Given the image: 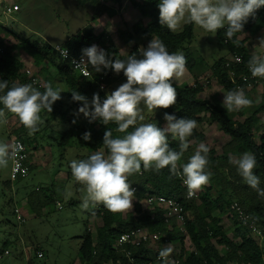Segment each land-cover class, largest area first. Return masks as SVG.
<instances>
[{
    "label": "trees",
    "instance_id": "trees-1",
    "mask_svg": "<svg viewBox=\"0 0 264 264\" xmlns=\"http://www.w3.org/2000/svg\"><path fill=\"white\" fill-rule=\"evenodd\" d=\"M110 1L118 4L119 7L123 6V0ZM158 2L159 0H130L129 4L124 6V12L127 16L125 28L119 30L117 34V40L119 39L122 42L121 44L103 33L97 36L93 27L89 25L62 45L70 48L72 53L82 55L83 48L89 47L97 41L103 44L106 51L118 54L122 44H126L128 40L136 36H143L148 41H151L152 38L161 39L169 52L186 51L188 48L186 45L190 44L194 37L193 24H185L179 32H172L166 26L162 27L159 23V10L156 8ZM115 10L112 6L96 5L94 19H97L103 12L113 13ZM263 28L264 7H261L244 24V32L237 33L233 37V40L239 39V46L234 45L232 40L227 39L226 29L217 31L218 39L224 42L229 54L242 56V63L234 65L237 74L249 73L247 63L252 54L248 52L245 43L249 35H254ZM3 29L0 26V35L4 37L5 32L8 31ZM11 33L15 34L14 32ZM15 35L19 39L23 51L34 59L37 64L44 61L55 63L57 73L64 77L68 85L71 99L73 91L86 96L88 100L92 99L93 95L97 93L101 101L106 98L104 88L100 87V83L105 87L111 84L112 69H108V77L105 80L99 78V72L97 71H93L91 76H82L72 68L69 61H63L60 58V60H57L58 53L48 42ZM140 48L138 44L132 45L128 55L135 54L139 56ZM186 58L188 61L187 69L193 71L197 60L193 57L186 56ZM228 58L220 57L212 65L214 79L226 91L237 89V84L229 79V68L226 67ZM110 60L112 59L110 58ZM23 70L24 63L22 60L17 58L14 51L6 46L4 52L0 54V80H7L9 88L13 84L31 83ZM255 79L257 82H254L253 86L261 83L263 90L259 101L254 103L252 109L243 108L238 111L242 116L250 111L242 120L237 119L234 113L227 112L225 108L217 103L200 98L199 94L203 91V85L198 81L193 84H173L179 94L178 100L174 106L160 110L159 114H161L163 121H165V113H168L175 115L177 118H191L200 122L201 115L207 113L210 120L229 136V140L222 146L221 154H216L214 149L209 151V164L206 169L211 173L209 183L198 192L197 198L187 199V188L183 186L181 178L171 176L168 168H164L159 172L144 171L142 169L140 173L130 176L129 183L132 184V188H135L134 214L124 218L121 213L113 214L105 209L103 205H98L95 214L101 218L102 224L96 228L95 235L86 228L79 247L78 264H128L125 254L115 247V242L122 232L137 226H149L152 230L167 232L172 241H179L182 244L179 255L180 264H235L236 262L264 264V197L259 196L254 189L249 187L238 174L236 166L230 163V157L233 158L232 156L239 158L245 152L253 153L257 161L254 174L260 178V187L264 189V128L261 129L262 126L258 116L259 113H264V78L255 77ZM239 83L246 92V82L240 79ZM34 87L41 92L44 91L43 85L42 87ZM72 102L77 108L82 106L81 102L73 101V99ZM115 128L116 125L113 123L106 126L100 120L89 122V118H87L84 131L91 133V139L87 142L90 151L104 150L106 152L107 150L103 146L104 133L109 129L113 131L114 137L121 135L115 132ZM24 131L25 128L22 127L15 134V137L21 139L25 144L23 140ZM129 131H131V128ZM192 138H196L195 143H199L203 140L204 135L194 129L193 135L189 139ZM169 144L170 147L179 151L178 141L173 140L171 136H169ZM193 154V147L189 146L178 166L182 168ZM150 194L165 195L182 202L185 207L189 246H183L186 236L178 232L174 225L169 229L162 222L160 215L152 220L150 212L143 209L142 202ZM33 199L37 201L36 205H34ZM47 200L46 197H34L29 194L28 203L31 210L39 215L37 204L44 205ZM234 203L240 205L246 213L253 217L255 223L263 232V238L245 226L235 213L231 214L233 229L232 234H229L222 224V219ZM6 246L5 243L3 248ZM3 248H0V252L5 250ZM127 248L132 251L136 263L146 262L155 256V252L146 245L128 246ZM35 250L42 249L37 246ZM34 259H37L35 254ZM156 264H163V261Z\"/></svg>",
    "mask_w": 264,
    "mask_h": 264
},
{
    "label": "clouds",
    "instance_id": "clouds-1",
    "mask_svg": "<svg viewBox=\"0 0 264 264\" xmlns=\"http://www.w3.org/2000/svg\"><path fill=\"white\" fill-rule=\"evenodd\" d=\"M261 7H264V0H159V23L172 32L185 24H194L208 33L226 29L227 39L239 46V39L233 40V37L244 32V24ZM258 46L264 48V37L259 38ZM52 47L67 58V49L58 44ZM187 63L183 52H169L158 38H152L146 48L141 47L139 56L129 54L126 59L110 60L105 50L95 44L82 49L76 67L88 68L90 64L97 72L101 68L112 69L116 74L123 72L126 77V82L107 94L103 101L98 93L89 102L86 96L72 92L73 101L82 103L77 115L83 114L89 122L100 120L106 126L113 123L115 132L121 134L114 137L113 131L107 129L103 136L106 152L96 151L86 159L70 162L72 177L81 185L82 210L95 215L97 205H103L113 214L132 211L135 189L129 183V177L142 169L159 172L168 168L171 176L182 179L189 198L209 183L211 173L206 169L210 149L204 142L198 144L182 168L178 166L190 146L189 137L197 127V121L165 113L166 124L161 128L156 123H144L142 114L141 106L154 113L177 103L179 94L173 81L178 82L186 76ZM247 67L253 77L264 78V56L252 54ZM43 87V92L32 83L13 84L9 88L7 80H0V93H3L0 94V105H3L0 108V126L9 123L10 113L29 135L40 131L44 124L42 113H51L53 104L62 98L63 92L51 83ZM252 103L244 89L237 88L224 93L222 106L227 112H233L251 107ZM169 136L178 141L179 151L170 147ZM83 139L90 140L91 133L85 132ZM21 151L19 143L0 142V168L6 169L10 161L15 162ZM230 163L236 166L245 183L264 197L260 178L254 174L257 165L255 155L245 152L239 158L230 157ZM172 252L171 244L159 252L163 264H172L168 259Z\"/></svg>",
    "mask_w": 264,
    "mask_h": 264
},
{
    "label": "rangeland",
    "instance_id": "rangeland-1",
    "mask_svg": "<svg viewBox=\"0 0 264 264\" xmlns=\"http://www.w3.org/2000/svg\"><path fill=\"white\" fill-rule=\"evenodd\" d=\"M9 1L20 5V10L12 15H5L2 13L3 1L0 0V26L8 31L4 36L6 46L14 51L17 58L22 60L24 69L30 68L38 74L43 85L51 83L54 88L63 92H61L62 98L53 104V111L42 113L44 124L41 125L40 131L34 135H29L27 129L24 131L23 140L29 154V175L21 181H14L10 178V162L6 169L0 168V248H3L5 243L7 244L3 248L5 250L0 252V264H78L79 247L86 228L95 235L96 228L102 224L99 216L81 209V185L75 182L70 168V162L73 159H86L94 153L87 145L90 140L83 139L87 118L83 114H76L79 108L73 105L68 85L64 77L57 73L55 63L44 61L37 64L23 51L15 34L31 40L45 41L51 45H62L73 35L90 25L97 36L103 33L117 40L118 31L122 27L125 28L127 16L123 7H119L118 4L112 3L110 0ZM95 1L96 5L103 4L116 9L113 13L109 11L101 13L102 21L104 16L108 19L101 24L97 19H94ZM126 4H129V1ZM158 4L156 8L159 10ZM183 28L184 25L176 32ZM193 32L194 37L191 43L186 45L187 50L179 52H183L187 57L195 58L196 66L193 71L188 70L186 76L180 81H173V84H192L198 81L203 85L200 98L216 101L219 106L223 107L222 101L224 93L227 91L214 79L212 65L220 57L228 58L231 55L216 33H208L194 24ZM260 37H264V28L254 35H249L245 45L250 54L264 56V48L258 46ZM145 41L143 36H138L133 43L145 44ZM117 43L121 44L122 42L118 39ZM94 44L105 50L102 43L95 41ZM130 48L131 44H122L118 55L106 50L105 52L108 59L115 60L114 57L126 59ZM56 59L60 60L58 56ZM111 78V84L104 86L106 95L126 82L123 72L116 74L112 71ZM262 90L261 83L247 89L245 94L253 101L252 106L246 107L247 109H252L254 103L259 101ZM2 107L3 105H0V108ZM141 107L142 114L145 116L144 123H156L161 128L166 124L159 114L161 109L150 113L146 108ZM232 113L237 119L242 120L250 111L243 116L238 111ZM258 116L261 129H263L264 113H259ZM8 120L7 125L0 126V142L10 143L11 139L16 136L15 134L23 127L18 119L10 113ZM195 129L204 135L201 142H204L209 149H214L216 154L222 153V146L229 140V137L216 123L210 120L207 113L201 115V121L197 122ZM189 140L194 152L200 142L195 143L196 138ZM66 193L69 194L66 195ZM29 194L48 199L44 205L37 204L39 215L29 208ZM36 202L33 199L34 205ZM58 202L62 204V208H59ZM134 203L135 198L132 211L121 213L124 218L134 214ZM15 208L20 209L24 218L23 222L17 220ZM97 209L98 205L94 211L96 212ZM232 213L234 211L231 207L222 219V224L230 235L233 229ZM169 244L173 247L171 254H180L182 244L179 241L161 244L160 250ZM189 244V240L185 239L183 246L187 247ZM37 246L42 249L40 250L42 256H37V259H34V254L37 255L38 251L35 250Z\"/></svg>",
    "mask_w": 264,
    "mask_h": 264
},
{
    "label": "built area",
    "instance_id": "built-area-1",
    "mask_svg": "<svg viewBox=\"0 0 264 264\" xmlns=\"http://www.w3.org/2000/svg\"><path fill=\"white\" fill-rule=\"evenodd\" d=\"M2 1H3L2 13L5 15H12L15 12H17L20 8L17 3H11L9 0H2ZM128 1L130 0H123L124 6ZM60 46L62 48L67 49L68 55L67 58H64L61 55V52L57 51L54 48L55 51L58 53L59 58L63 61L65 60L69 61L72 68L75 71H77L79 74L88 77L92 75L93 71H96L90 64L88 65V68L76 67L75 64L79 63L82 55L74 54L72 53L70 48L65 47L63 45ZM5 48H6L5 38L0 35V54L4 52ZM241 63H242V56L238 54H232L227 59L226 67L229 68V79L234 84H237V88H242L241 84L239 83V80L241 79L243 82H246L247 84L246 89H249L250 87H253L254 82H257V80L255 79V77L251 75V72L249 71L248 67L247 70L249 71V73L242 72L237 74L236 69H234V65ZM23 72L26 74L28 80L34 86L42 87L43 84L38 74L34 70L30 68H25ZM107 77H108V69L101 68V71H99V78L101 80H105ZM100 87L103 89L104 85L100 83ZM10 143H19L22 146V151L19 153V158L15 162L10 161L11 164L10 178L12 180L25 179L30 172V164L28 161L29 154L27 152L26 146L21 139L16 137H13ZM183 186L186 187L184 184ZM197 197H198V193L192 198H197ZM186 198L191 199L187 196V192H186ZM58 206L59 208H62V204H60L59 202H58ZM142 207L144 210L150 212L152 220H155L160 215L161 220L165 224V226L171 229L172 226L174 225L175 229L178 232H180L182 235L186 236L185 237L186 239H188L187 237L188 235L186 231L185 207L181 201L175 198L167 197L165 195L150 194L144 198L142 202ZM231 207L234 213L236 214V216L238 217V219L241 220L245 226H247L253 232H256L258 235L262 237L263 235L262 230L255 223V220L249 213H246L237 203L232 204ZM15 214L19 222L24 221V218L21 215L19 208H15ZM170 241L172 240L167 235V232H163L160 230H152L149 226H137L125 232H122L116 239L115 247L125 254L128 264H156L158 262H162L161 258L159 257V252L161 251L160 245L168 244ZM142 245H146L148 248L153 250L155 252V256L153 259H150L146 262L136 263L134 257L132 256L131 253L132 251L127 247L128 246L136 247ZM6 253L8 252L6 251ZM179 255L180 254H170L168 259L172 262V264H180L181 259ZM37 256L39 257L42 256V252L40 250L37 251ZM235 264H245V263L236 262Z\"/></svg>",
    "mask_w": 264,
    "mask_h": 264
},
{
    "label": "crops",
    "instance_id": "crops-1",
    "mask_svg": "<svg viewBox=\"0 0 264 264\" xmlns=\"http://www.w3.org/2000/svg\"><path fill=\"white\" fill-rule=\"evenodd\" d=\"M19 7H20V5H19ZM19 10H20V8H19ZM18 10V11H19ZM123 10H124V2H123ZM102 16L103 15H100L98 18H97V20H98V22L101 24L104 20L106 21V20H108L107 19V17L106 16H104L105 18H104V20L102 21ZM109 23V22H108ZM122 29H124V27H122ZM121 29V30H122ZM138 36H136V37H134V38H132V39H130V40H128L127 41V43L125 44V45H130L131 44V46L132 45H134V44H138V43H133L134 42V40L137 38ZM146 43L144 44V43H142V44H138L140 47H144V48H146L147 47V42L149 43L150 41H148V40H146L145 41ZM144 44V45H143ZM120 51L121 50H119V54H120ZM118 55V54H117ZM114 59H116V57H114ZM191 84V83H190ZM193 84V83H192ZM201 94V93H200ZM199 94V95H200ZM200 97V96H199ZM213 102H215V103H217L216 101H213ZM228 136V135H227ZM229 137V136H228ZM60 203V202H59ZM28 205H29V203H28ZM29 208H30V205H29ZM30 210H31V208H30ZM261 238H263V237H261Z\"/></svg>",
    "mask_w": 264,
    "mask_h": 264
}]
</instances>
